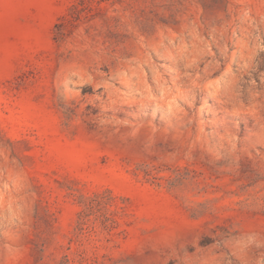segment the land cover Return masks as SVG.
Segmentation results:
<instances>
[{"label":"rangeland","instance_id":"rangeland-1","mask_svg":"<svg viewBox=\"0 0 264 264\" xmlns=\"http://www.w3.org/2000/svg\"><path fill=\"white\" fill-rule=\"evenodd\" d=\"M0 264H264V0H0Z\"/></svg>","mask_w":264,"mask_h":264}]
</instances>
